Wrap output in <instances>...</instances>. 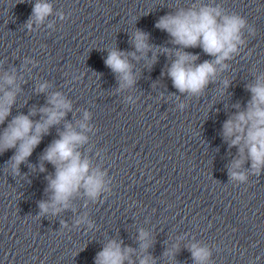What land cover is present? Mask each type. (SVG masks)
<instances>
[{
    "label": "clouds",
    "instance_id": "obj_1",
    "mask_svg": "<svg viewBox=\"0 0 264 264\" xmlns=\"http://www.w3.org/2000/svg\"><path fill=\"white\" fill-rule=\"evenodd\" d=\"M52 13V5L42 0H37L33 5L32 15L25 24L29 30L33 23L39 25ZM246 20L238 14H226L221 7L207 4L193 5L188 9L180 8L174 14L169 13L160 17L156 27L166 31L172 38L174 45L180 46L175 50V59L167 69V76L171 78L173 86L180 93L200 95L209 83L214 82L217 65L227 67L223 64L230 59L238 50V45L243 43L241 30L246 26ZM132 42L137 52L146 53L151 49L148 44V34L137 30L132 37ZM201 47L203 51L215 57V60L204 61L196 64L199 59L197 55L183 51L185 48ZM171 55L172 50L162 49ZM135 53H125L112 49L105 64L118 74L121 88L130 87L135 83V77L131 71V64L127 57ZM155 56L153 57V61ZM5 88L0 86L3 95L0 96V123L10 115L11 108L16 100L19 86L16 85L15 74H5ZM225 81V86H227ZM251 93L244 110L230 116L223 124V138L229 141L230 147L239 148L240 159L234 160L229 171L230 180L245 181L247 179L243 172L237 171L244 163L245 158L251 161V169L255 173L264 170V78L258 77L254 84L246 86ZM47 84H41L38 91L43 92ZM48 104L51 107L39 109L42 114L40 121L34 122L30 115H35L33 110L29 115H17L4 129L0 135V152L15 148L16 152L11 158L10 167L14 175H19V165L31 156L34 148L40 143L43 135L47 134L50 127L57 125L65 117L67 111L71 110L70 102L66 101L60 93L50 96ZM183 107V106H181ZM235 107L239 108L237 104ZM85 120L89 113L85 112ZM80 128L87 131V125L81 123ZM84 131H76L71 124L65 125V130L59 133V139L54 140L43 153L41 160L51 163L55 167V174L48 176V187L46 191L51 192L50 201L39 203L40 215H55L69 207V200L81 189L85 194L95 199L104 190V175L99 169H91L88 158H82L78 148L85 144L88 137ZM246 152V157H245ZM40 171H45L43 164ZM80 223V221H77ZM147 233L141 230L139 239L142 241L141 249L149 247ZM134 250L130 247L122 248L115 240L100 251L95 264H124L129 260L132 264L130 254ZM190 251L196 264H206L211 253L206 247L196 244L191 245ZM149 257L140 260V264H149Z\"/></svg>",
    "mask_w": 264,
    "mask_h": 264
}]
</instances>
